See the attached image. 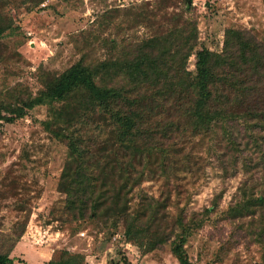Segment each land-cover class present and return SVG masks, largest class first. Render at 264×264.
<instances>
[{
	"label": "rangeland",
	"instance_id": "rangeland-1",
	"mask_svg": "<svg viewBox=\"0 0 264 264\" xmlns=\"http://www.w3.org/2000/svg\"><path fill=\"white\" fill-rule=\"evenodd\" d=\"M239 33L264 50V0H0V254L264 264V205L232 212L242 181L264 198V148L246 133L223 165L213 150ZM250 74L240 90L262 103L264 69ZM64 174L89 204H71Z\"/></svg>",
	"mask_w": 264,
	"mask_h": 264
},
{
	"label": "trees",
	"instance_id": "trees-1",
	"mask_svg": "<svg viewBox=\"0 0 264 264\" xmlns=\"http://www.w3.org/2000/svg\"><path fill=\"white\" fill-rule=\"evenodd\" d=\"M233 38L235 44L232 43L226 44L227 46L226 50L228 51L226 52V54H224V56H221V58L223 60V64L228 65L229 68H232V72L231 71L229 72L228 75L229 77L226 75L223 78L222 84L224 86L226 85L228 91H233L234 93L232 94L228 93L229 95H225L227 91L225 93L224 92L219 93L217 89L216 90L217 100L213 97L214 101L217 102L219 101L218 102L219 105L224 104L226 107H229L230 109L227 112L226 110L225 112H223L221 109L216 119L218 121H222V124L217 128V130H219V132L221 131L222 134H218L220 136L219 137L220 141H217L215 143V148H213V150L216 151L217 153V162L222 163V165L224 162V158H226L225 157L226 154L230 155V153L228 152L230 148L232 149L235 146L238 151H241L239 149L244 148L246 146L247 144L246 138H243L241 135L246 136V133L249 134V137L253 138V139L250 138V140L254 141L257 149L261 150L262 148H264V101L259 104L252 103L250 105V103H248L249 99L247 100L245 99L246 90H240L241 88L247 86L249 89L252 87L251 83L253 84V82L251 81L252 79L251 80L246 79L244 73L245 74L251 73L260 77L261 75L260 73L262 69H264V50H262L260 53L257 48H254L252 44H249L246 41L247 39L242 38L240 33L238 34V36L233 35ZM229 49H231V51ZM150 58L152 60L156 59L154 55L150 56ZM154 68L159 73L160 68L157 66H155ZM143 69L146 70L148 69V67L144 68L143 65L142 70ZM230 75H232V77H230ZM248 81H250L249 84H247ZM71 84H68L66 87L65 86L61 87L59 92L57 93L58 95L55 94L54 97L63 100L65 96L71 93L72 91L70 86ZM233 96H235L234 99L232 98ZM236 96H239L240 98ZM221 100H224L225 103H223ZM234 101H236V103H234ZM232 121L236 122V125L238 127L236 128L237 136H240L242 138L241 141H239V138L236 137L232 132H230L231 131L230 123ZM219 144L227 149L226 152L224 151L223 148L219 147ZM240 160H242L241 163L243 165L244 170L247 173L250 172L254 167L253 158L249 157V159L245 158ZM69 176H70L69 174H64L63 180L66 184L64 190L67 192L69 196L72 197L71 204H76L77 201L79 202L78 199H75V196L77 195L82 196L84 200L83 204H89L90 202L88 203V196L91 195L90 188L86 187L85 184L80 183V181H77L78 180L77 178L71 179L69 178ZM126 186L127 184L123 183L121 189H123ZM255 188H256V184L252 182V180L241 182L238 188V194L235 197L234 204L232 205V212H234V217H240L245 209L250 208L255 210L256 207H253L254 204L264 205L263 197H259V199L255 198V195L257 193ZM118 204L120 203L118 202ZM262 212H264V209H262ZM262 221L264 222V214H262ZM263 237H264V233H263ZM262 241L261 238H259V242L262 243ZM181 260H182L181 261L182 264H189L182 258ZM0 264H15V263L14 260L10 258L8 255L0 254ZM49 264H77V261L76 258H67L58 262L51 261L49 262Z\"/></svg>",
	"mask_w": 264,
	"mask_h": 264
}]
</instances>
